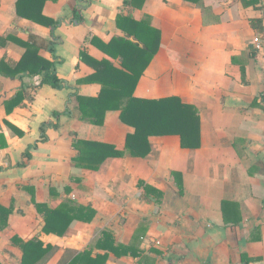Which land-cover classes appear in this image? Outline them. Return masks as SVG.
<instances>
[{
  "label": "crops",
  "instance_id": "1",
  "mask_svg": "<svg viewBox=\"0 0 264 264\" xmlns=\"http://www.w3.org/2000/svg\"><path fill=\"white\" fill-rule=\"evenodd\" d=\"M18 1L0 0V64L13 69L25 45H32L68 86L57 90L42 85L43 75L11 78L0 69V133L7 142L0 149V205L13 208L0 230V264H22L15 240L34 238L56 248L46 264H65L67 255L91 248L104 231L140 253L110 254L106 264H243V256L264 264V111L251 106L264 96V0H137L136 6L125 5L128 0H48L42 14L58 22L53 27L20 17ZM119 16L146 20L160 32L158 52L134 96L178 97L195 105L201 147L183 149L178 136L151 137L146 158L125 156L108 159L99 171L80 169L73 162L74 139L124 150L134 133L120 112H109L102 126L80 120L73 99L75 93L100 95L101 84L84 82L95 70L81 52L106 59L102 46L127 38ZM21 93L23 101L8 114L5 103ZM57 122L60 128L50 127L49 140L38 144L43 125ZM27 151L31 160L23 159ZM141 182L163 193L159 204ZM67 199L91 206L94 220L74 221L63 237L43 233L36 205L55 208Z\"/></svg>",
  "mask_w": 264,
  "mask_h": 264
},
{
  "label": "trees",
  "instance_id": "2",
  "mask_svg": "<svg viewBox=\"0 0 264 264\" xmlns=\"http://www.w3.org/2000/svg\"><path fill=\"white\" fill-rule=\"evenodd\" d=\"M48 0H19L17 4L18 15L22 18L32 20L46 26H55L57 21L45 18L42 14L43 6ZM56 1V0H53ZM137 0H128L127 6H136ZM189 3H199L201 0H183ZM81 9L75 11V15L83 22ZM117 24L127 34L125 39H113L109 44L102 46L106 54L103 61L93 60L83 50L81 59L88 63L95 73L84 82L99 83L102 86L101 93L96 98L83 97L75 93L73 99L77 104L80 120L89 122L96 126L105 123L109 112H120V121L133 128L134 133L128 134L124 150H119L112 144L74 139L73 148L76 155L73 158L75 167L90 171H99L108 159L131 156L135 158H146L151 153V137L178 136L183 149H198L201 147V119L195 105L185 104L178 97L162 98L159 100L141 99L134 96L137 83L157 54L160 45V32L151 27L148 21H136L132 17L119 16ZM135 38L138 43H133L129 38ZM94 41V40H93ZM27 51L22 60L13 68H7L3 61L0 69L14 78L17 74L28 72L29 75H43L42 85H48L54 89L61 90L68 85L61 80L56 72V66L38 56L37 49L32 45H25ZM118 64V65H117ZM243 78L245 70L242 69ZM24 97L18 94L5 103L8 114L21 104ZM264 96L262 103L255 100L253 108L264 111ZM65 114L70 115L67 110ZM61 113H54L59 121ZM5 124L17 130L8 121ZM53 127L60 128V123L43 125L38 144L46 143L49 138L47 130ZM23 135L21 131L18 132ZM7 148V142L0 133V149ZM31 151H27L23 159L31 160ZM25 167V161L18 164ZM179 176L178 173H174ZM146 196L155 197L159 204L163 193L151 186L140 183ZM37 209L44 218L43 233L63 237L74 221L91 223L96 211L91 206H83L75 201L67 199L57 207L51 208L47 204H37ZM13 208L0 205V230L9 225V218ZM23 252L22 264H46L56 248L45 245L39 238L28 242L15 240ZM95 250L104 254L95 253ZM121 257H138L139 251L134 244H117L110 231H104L95 245L81 253L67 255L65 264H106L109 255ZM253 258L243 256V264H257Z\"/></svg>",
  "mask_w": 264,
  "mask_h": 264
},
{
  "label": "built area",
  "instance_id": "3",
  "mask_svg": "<svg viewBox=\"0 0 264 264\" xmlns=\"http://www.w3.org/2000/svg\"><path fill=\"white\" fill-rule=\"evenodd\" d=\"M254 44H255V46H256V48H257L258 50L261 49V40H260V38H255V39H254Z\"/></svg>",
  "mask_w": 264,
  "mask_h": 264
}]
</instances>
